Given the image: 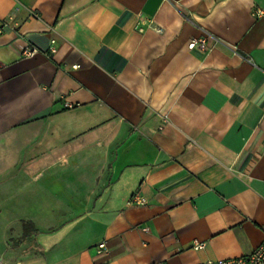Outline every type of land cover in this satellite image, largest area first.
<instances>
[{
    "label": "crops",
    "instance_id": "1",
    "mask_svg": "<svg viewBox=\"0 0 264 264\" xmlns=\"http://www.w3.org/2000/svg\"><path fill=\"white\" fill-rule=\"evenodd\" d=\"M0 26L17 264H202L264 241V0H0Z\"/></svg>",
    "mask_w": 264,
    "mask_h": 264
},
{
    "label": "built area",
    "instance_id": "2",
    "mask_svg": "<svg viewBox=\"0 0 264 264\" xmlns=\"http://www.w3.org/2000/svg\"><path fill=\"white\" fill-rule=\"evenodd\" d=\"M259 14H261V11L257 10ZM3 29V26H0V31ZM209 35L206 33H202L199 36L190 38V42L193 45H197L200 49L206 50L209 47V41H208ZM56 48L54 46L49 47V54L54 53ZM38 52V49L32 46H26L21 54L23 56H32ZM142 202V200L140 201ZM204 246V243L195 242L194 248L195 249H201ZM98 252L107 250L106 243L100 242L98 244ZM202 264H264V241H262L256 248H254L249 253L242 255V256H236L231 258H219L217 260H206Z\"/></svg>",
    "mask_w": 264,
    "mask_h": 264
},
{
    "label": "rangeland",
    "instance_id": "3",
    "mask_svg": "<svg viewBox=\"0 0 264 264\" xmlns=\"http://www.w3.org/2000/svg\"><path fill=\"white\" fill-rule=\"evenodd\" d=\"M3 236L4 232L0 231V260L2 264H17L21 258L29 254L27 250V247L30 246L29 244L23 243L21 246L15 247L11 244L10 238L5 239Z\"/></svg>",
    "mask_w": 264,
    "mask_h": 264
},
{
    "label": "trees",
    "instance_id": "4",
    "mask_svg": "<svg viewBox=\"0 0 264 264\" xmlns=\"http://www.w3.org/2000/svg\"><path fill=\"white\" fill-rule=\"evenodd\" d=\"M33 230H35V228L32 222H24L23 223V231H24L23 235L20 238H18V240L16 241V244L27 239L32 234Z\"/></svg>",
    "mask_w": 264,
    "mask_h": 264
},
{
    "label": "water",
    "instance_id": "5",
    "mask_svg": "<svg viewBox=\"0 0 264 264\" xmlns=\"http://www.w3.org/2000/svg\"><path fill=\"white\" fill-rule=\"evenodd\" d=\"M0 264H2L1 260H0Z\"/></svg>",
    "mask_w": 264,
    "mask_h": 264
}]
</instances>
